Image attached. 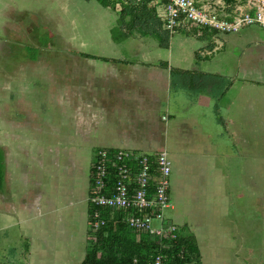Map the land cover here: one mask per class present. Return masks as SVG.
<instances>
[{
	"label": "rangeland",
	"instance_id": "obj_1",
	"mask_svg": "<svg viewBox=\"0 0 264 264\" xmlns=\"http://www.w3.org/2000/svg\"><path fill=\"white\" fill-rule=\"evenodd\" d=\"M181 1L148 0L162 19L168 15L163 8L167 3L179 11L163 48L155 37L138 33L115 41L123 0H0V147L5 168L0 264H81L99 227L90 225L89 216L96 159L103 149L108 157L123 150L97 143L114 138L123 113L115 106L114 88H91L90 81L129 77L142 96L136 100V117L150 113L154 127L159 128L158 121L176 127L187 144L181 147L187 157L179 151L171 154L170 177L178 179L183 201L195 202L175 218L178 235L197 236L200 264H264V178L257 180L253 173L257 161L264 165V126L263 135L258 127L251 137L245 125L240 132L238 126L224 128L215 115L220 104L193 109L204 94L191 97L168 84L170 67L213 69L224 62V74L234 86L264 89V0H184L183 8L175 4ZM45 30L53 34V45L35 60L24 59V45L34 44L36 34ZM145 53L149 60L143 59ZM73 81L81 83L74 89ZM147 86L156 89L152 96L142 93ZM105 91L110 94L103 97ZM85 92L88 107L82 115L79 103ZM95 100L107 110L94 106ZM194 111L197 135L189 143ZM74 123L84 128V135H69ZM70 143L73 149L68 150ZM124 151L149 154L155 167L158 152ZM198 160L191 177L184 165ZM178 209L165 208L164 216L170 219ZM185 215L194 220L186 221ZM110 216L116 219L117 212ZM114 223L146 247L150 237L159 241L129 229L122 215Z\"/></svg>",
	"mask_w": 264,
	"mask_h": 264
},
{
	"label": "crops",
	"instance_id": "obj_2",
	"mask_svg": "<svg viewBox=\"0 0 264 264\" xmlns=\"http://www.w3.org/2000/svg\"><path fill=\"white\" fill-rule=\"evenodd\" d=\"M115 35H113V38H115V41H118L120 39V37L118 36V33L115 32ZM44 38H46L45 42H39L41 39H44ZM52 43H53V34L51 33V31L45 30V31L37 33L34 44L24 45L23 54H22L23 58L29 59V60L37 59L38 57L42 55L43 50H44L43 48L52 46L53 45ZM27 46H34L37 48L36 56L34 59L27 58L29 54L25 51ZM83 55L89 56L88 54H83ZM150 58L151 56L147 55V53H145L143 56L144 60L146 59L149 60ZM216 66L213 69L207 68V69H201V70L196 69V70L203 71L206 73H216V74H219V75H222L228 78V76H226L223 71L226 68V64L223 62V63L217 64ZM176 68H181V67H176ZM181 69H185V68H181ZM229 80H230V85L227 87L224 94L220 98H215L209 94H206L205 92L189 94L182 90H179V91L184 92L188 96H191V97L197 96L201 93L204 94L203 96L198 97V101L197 103H195V105H193L194 106L193 109L196 107V105H200V104L205 106L208 103L209 104L214 103L213 106L215 107L218 104H220V107L217 108V114L215 115L216 117L219 116L218 120L222 123L224 128L227 125H230L229 127H231V130L233 131L232 127L238 126L237 128H238V131L240 132L241 131L240 126L245 125L246 126L244 128V130L246 131L245 133L246 135H249L251 137L252 135H254V130L257 129L258 131V127H260L261 128L260 134L263 135L262 130L264 126V89H261L259 87L253 88L250 86H243V85L234 86V82H232L231 79ZM135 82H136L135 79H132L130 77L128 78V80L112 81V82L107 81V80L90 81L89 87L91 88H95L97 86L114 88L115 91H112V93L114 94L115 92L117 94V96L113 97L115 98V100H117V102L115 103V106L117 107L118 112L123 113V115L119 119V123L117 124L118 127L114 131V138L111 140H107V139H104L101 141L97 140V143L98 145L111 146L113 148L123 149V150L124 149H129V150L140 149L143 151L151 150V151H156V152H160L164 150L167 152L169 159L171 160V165H172L173 156L171 154L176 153L178 151L179 153L180 152L182 153V150H181L182 145L187 146V144L184 143L183 137L181 140L179 139L180 132L178 131L176 127L175 129H169L168 127H165L162 124V121H158L159 128L154 127L152 125L153 119L150 113L148 114L146 113L144 117H141V116L139 118L136 117V115L134 114L135 109L137 108L136 100H138V97L142 98V96L135 90ZM80 83L81 82L73 81L70 84H71V87L75 89L77 88V84H80ZM168 84H169L170 89L172 90L170 86L169 70H168ZM232 88H235V89L232 90ZM236 89H239V90L235 91ZM155 91L156 89L154 87L147 86L146 88L142 90V93H144V95L148 97V96H152ZM108 94L110 93H107L106 91L103 92V97H106ZM83 95L84 97L81 96L82 101L81 103H79V106H80L79 111L82 115H84V113L87 112V107H88L87 98L89 96V92H85ZM200 97H203V98H200ZM94 106L100 107L103 111L107 110L105 104H102L98 101H96ZM213 106H212V110H213ZM195 113L197 112L194 111V117H193V124H192L193 130H194L193 138H192V141L189 143L196 141V139H194V136L197 135L196 134L197 128L195 125V119L197 117V114ZM249 121H255V123H250ZM75 126H76V123H74L73 127L70 126V128L68 129L69 135H73V134L84 135L85 134L84 128L78 125L75 128ZM165 135L166 137H168L167 139ZM83 142H84L83 145L86 146L87 145L86 140H84ZM67 147H68V150L73 149V146L71 143ZM0 151H1V163L3 165V173H4L3 182H2V185L0 186L1 188L5 181V168H4V161H3L4 153L1 147H0ZM182 155L184 156L183 153ZM192 155L197 156L196 154H192ZM187 156L188 155L184 157H187ZM198 164H199V160L197 164L187 163L186 165H184V166H189L191 177H194V173L196 172V170H198V168H196ZM253 165H255L256 167V170L253 172L254 175L256 176V179L257 180L260 178L263 179L264 178L263 176L264 165H263L262 159L260 161H257ZM172 168H173V165H172ZM217 178L218 180H217L216 186H220L221 185L220 180L222 177L218 176ZM173 192L175 193V196L172 197ZM180 193L181 192L179 189L178 179L175 178L174 175H172V178L170 177V187H169L170 205L168 207L173 208V209H176V207H179L178 212H176L174 216L170 218V220H172L174 223H175L174 221L175 218L180 216L183 213V211L186 210V207L191 208L192 206L195 205V202L193 201H190L189 204L187 205L186 202H184L183 199L181 198ZM205 199H208V196ZM180 206H182V208H180ZM225 208L226 207L222 205V207L220 208L219 217L223 218L225 216V213H226ZM184 213L186 214V212ZM193 218L194 216L185 215V220L188 222L191 220H194ZM193 236L198 242L197 236L196 235H193ZM199 254L201 256L200 248H199Z\"/></svg>",
	"mask_w": 264,
	"mask_h": 264
},
{
	"label": "trees",
	"instance_id": "obj_3",
	"mask_svg": "<svg viewBox=\"0 0 264 264\" xmlns=\"http://www.w3.org/2000/svg\"><path fill=\"white\" fill-rule=\"evenodd\" d=\"M113 32L119 37L138 33L149 35L158 40L160 47L169 44V30L163 27V21L156 9L148 4V0H123L118 12V26ZM116 36V35H115ZM46 38L39 42H45ZM27 58L34 59L37 48L27 46ZM170 86L172 90H182L189 94L205 92L215 98H220L230 80L216 73H206L196 69H169ZM4 178L0 151V186ZM94 206L90 205L89 216L92 222ZM103 223L95 231V239L89 242L81 264H153L157 255L161 256L162 264H200V254L197 241L193 235L177 236L167 247L153 237L147 240V247L141 242L126 237L115 221L120 220L110 216L108 209L101 211ZM130 229V228H129ZM145 246L147 249L143 248Z\"/></svg>",
	"mask_w": 264,
	"mask_h": 264
},
{
	"label": "built area",
	"instance_id": "obj_4",
	"mask_svg": "<svg viewBox=\"0 0 264 264\" xmlns=\"http://www.w3.org/2000/svg\"><path fill=\"white\" fill-rule=\"evenodd\" d=\"M175 4L183 8L185 1ZM163 8L168 11L162 19L163 27L171 31L179 11L170 3ZM108 156L103 149L94 165L95 193L90 201L94 211L90 225H101V211L108 209L110 214L122 215L127 227L135 233L158 237L162 247H167L178 236L177 225L164 216V209L170 205L172 170L167 152L157 153L155 167L149 154L118 150L112 157ZM153 264H162L160 255L155 257Z\"/></svg>",
	"mask_w": 264,
	"mask_h": 264
}]
</instances>
